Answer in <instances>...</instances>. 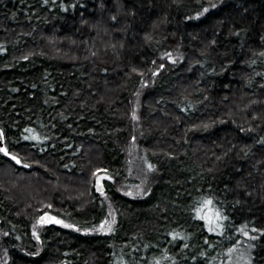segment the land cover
Instances as JSON below:
<instances>
[{"label":"trees","instance_id":"trees-1","mask_svg":"<svg viewBox=\"0 0 264 264\" xmlns=\"http://www.w3.org/2000/svg\"><path fill=\"white\" fill-rule=\"evenodd\" d=\"M0 130V264H264V0H0Z\"/></svg>","mask_w":264,"mask_h":264},{"label":"rangeland","instance_id":"rangeland-1","mask_svg":"<svg viewBox=\"0 0 264 264\" xmlns=\"http://www.w3.org/2000/svg\"><path fill=\"white\" fill-rule=\"evenodd\" d=\"M138 147L136 145L131 146L130 150H129V162L132 166V178L135 180L136 183L131 184V183H127V184H120L119 185V189L128 194V195H136L139 196L141 194L145 195V189L143 190V187L147 186V182H148V178L150 177V174L153 173L154 169L152 168V170L150 172H148L147 174V168H144L145 163L141 160L140 158V154L138 153ZM11 171V170H10ZM9 171V168H6V171H4V174H6L5 176H7V178H5L4 182H6L8 184V179L11 176V172ZM149 175V177H148ZM139 177L141 178L140 180ZM98 178V177H97ZM96 178V179H97ZM96 181V180H95ZM138 181V182H137ZM20 183H22L23 181H19ZM101 185H103L102 179H101ZM94 186H95V182H94ZM23 189H18V192H16V194L18 195V193L24 194V192H22ZM99 192V191H97ZM99 193H102L99 192ZM36 196H38V193H36ZM47 204V203H46ZM33 214H36L35 217V222L33 223L32 229H33V233L35 238H37V234L39 233L40 229H42V227H44V225L47 224H60L64 227H68L70 225H68L66 222L62 221L53 211V209L51 208V206L45 207V210H42L41 212H34ZM205 217H207L208 219H212L214 220V218H216V214L215 212H213L211 209H209V211L207 213H205ZM213 217V218H212ZM62 221L63 223H57L56 221ZM114 221L112 216L109 214V210L107 212V217L100 223L98 224V226H96L93 229H90V232H107L109 229H111L112 225H113ZM215 223V222H214ZM1 236V234H0ZM242 249L239 251L241 252ZM242 257H245V255L242 253L241 255ZM240 253L236 256H234L233 252L230 254V262L236 261L238 259H240Z\"/></svg>","mask_w":264,"mask_h":264},{"label":"water","instance_id":"water-1","mask_svg":"<svg viewBox=\"0 0 264 264\" xmlns=\"http://www.w3.org/2000/svg\"><path fill=\"white\" fill-rule=\"evenodd\" d=\"M3 146V135H2V132L0 130V147ZM95 189L96 191H103V186L101 185V177H98L95 181Z\"/></svg>","mask_w":264,"mask_h":264},{"label":"snow or ice","instance_id":"snow-or-ice-1","mask_svg":"<svg viewBox=\"0 0 264 264\" xmlns=\"http://www.w3.org/2000/svg\"><path fill=\"white\" fill-rule=\"evenodd\" d=\"M207 10V9H206ZM205 10V11H206ZM0 151H3V152H5V154H8V152H7V149L6 148H0ZM12 159H16V157L15 156H13L12 157ZM209 203H210V201H209ZM57 223H63L62 221H59V220H57L56 221Z\"/></svg>","mask_w":264,"mask_h":264}]
</instances>
